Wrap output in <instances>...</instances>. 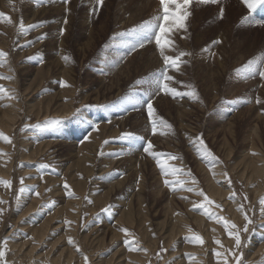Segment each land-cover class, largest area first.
I'll use <instances>...</instances> for the list:
<instances>
[{"label": "rangeland", "instance_id": "374dc122", "mask_svg": "<svg viewBox=\"0 0 264 264\" xmlns=\"http://www.w3.org/2000/svg\"><path fill=\"white\" fill-rule=\"evenodd\" d=\"M155 2L150 12L141 0H0V50L8 53L0 73L14 77L0 85L16 97L0 100V130L11 138L0 139V177L12 182L0 185L7 264H217L213 250L235 264L228 249L242 251L244 264H264V171L247 168L264 156V24L254 22L262 19L243 0L192 2L187 30L171 34L175 48L165 54H191L179 71L168 68L167 83L182 94L194 88L198 99L174 96L154 83L165 67L154 40L141 47L134 31L161 11ZM21 20L39 26L21 34ZM161 163L181 171L166 177ZM165 179L186 183L173 191ZM241 204L254 225L237 250L218 217L242 229ZM194 234L204 243L186 239Z\"/></svg>", "mask_w": 264, "mask_h": 264}, {"label": "snow or ice", "instance_id": "6c2138e0", "mask_svg": "<svg viewBox=\"0 0 264 264\" xmlns=\"http://www.w3.org/2000/svg\"><path fill=\"white\" fill-rule=\"evenodd\" d=\"M38 3L41 2H46V0H37ZM98 3L102 4L103 0H97ZM202 2H209V0H202ZM211 2L215 3L217 2V0H211ZM244 4L247 6V8L250 10V12H255L257 10V8H262L264 9V0H243ZM160 6H161V11L153 18L152 21H146L144 22L142 25H139L137 29H134V31H139L140 33V42H139V46L143 47V43L144 41H153L155 42L160 56L163 59L164 62V69H162L160 71V75L157 79H155L154 83L156 85L157 90L159 91H164L165 93H171L172 95H189L193 98H197L198 99V94L196 93L195 89L193 88L192 91L188 92V93H178L174 88H170L169 84L167 83L168 81H171L174 79L173 76L168 75V68H174L176 71H179L180 69V65L181 63H186V61L182 60V57L187 56V55H191L190 53L187 52H179L177 55L175 56H170V55H166L165 54V49H174L175 48V43L174 40L170 39V36L173 32L175 31H179V30H187V19L188 17L191 15V12L189 11L190 5L192 3V0H159ZM220 16L221 18L223 17V9H221L220 12ZM4 14L0 13V19H4ZM250 17H245V20H248ZM10 19V18H8ZM154 21V22H153ZM66 22V21H65ZM257 24H264V20H255L254 21ZM39 25H27L25 26V24L23 23V21L21 20L19 27L17 29V31L21 34H27L30 30H33L34 28L38 27ZM42 38V37H41ZM31 43V42H29ZM216 43H219V41H217ZM135 49V45L133 46V50ZM8 56V53L0 50V67L4 66L5 64V58ZM30 59H32L30 57ZM41 59V63L42 61V57ZM63 59L65 61L69 60L70 58L65 56L63 57ZM252 61H249V64L245 66V70L250 69L251 65H252ZM11 70V69H10ZM14 71V70H12ZM242 70H237L238 74H240ZM261 76H264V70H262L260 72ZM245 78H247V76H245ZM0 79H14V77L12 76H4L3 73H0ZM66 84V82H64ZM14 91V90H13ZM8 97L9 99H15L16 97L14 95H12V93L8 92L5 87L3 85H0V100L5 99V97ZM257 103H260L259 98H257ZM147 108H148V115L150 118L153 117V114L155 112V109L153 108L152 103L149 101L147 104ZM161 124H166V121H163V119L161 118L159 121ZM59 121L58 120H47L45 121V126L47 127H52L55 126L56 124H58ZM152 123V131L153 134H155L156 130H157V121L155 119L151 120ZM37 127H39V125H37ZM167 127L169 129H171V125H167ZM131 134L130 133H125L121 138L122 139H128L130 138ZM0 139L4 140L5 142L11 143V138L8 137L2 130H0ZM200 145V148L204 150V152L208 155V156H212V153L210 152V150H208L206 148V145L204 144L202 138H198L197 141ZM153 148V145L151 144V142H148L147 147L144 148V151L147 153L149 152L150 149ZM153 156H156V153H151ZM0 155H6L5 153L2 152V150H0ZM172 159H178V157H172ZM42 167H47V165H42ZM160 167L164 173V175L167 177L169 174H171L172 176H177V174L181 171V169L177 168V167H172L170 172L168 170V168L166 167L165 164L161 163ZM189 175H191L189 173ZM23 181L24 178L21 177L20 178V184L21 187L19 189L20 193H23L26 190V187L23 185ZM195 182V181H194ZM11 181L10 180H6L3 177H0V185H3L5 187H11ZM185 181L183 180H169V179H165L164 180V184L166 186H169L170 188H172L173 191L176 190V185L178 184L180 187H184L185 185ZM67 187V185H65ZM188 191H194L193 188L189 187L187 189ZM200 196L204 197V200L208 203V204H212L214 203V201L210 200L207 195L201 190L197 193ZM36 195L39 196L40 193L37 191ZM70 195H74V193H70ZM235 194L233 193V196ZM184 198V197H181ZM247 198V197H245ZM0 203H3V201H0ZM111 207V206H109ZM200 207H204L203 204L200 205ZM216 207H221L220 205H216ZM108 209H105V211H107ZM239 210L243 213L244 215V219L246 221V223L243 225V228L241 229L240 227H238L235 223L231 222L230 220L224 218V217H218V222H222L225 230L227 231V234L229 237L234 238L235 240V248L237 250H239L242 247V236H241V232L243 233H248L250 231V226L254 225V221L253 219L248 215V213L244 210V205H240ZM4 209H0V217H2V213H3ZM260 214L262 217H264V198H261L260 200ZM210 216H212L213 218H215V214L214 213H210ZM66 223H71L70 221H66ZM121 231L127 233L128 229L123 228L121 229ZM191 231V229H190ZM9 239V237H5L4 240L2 242H0V264H7V261L5 260V256H6V250H7V240ZM186 239L190 242L193 243H199V244H203L204 240L203 238L199 235V234H194L192 236L186 237ZM69 242L70 243H74V241L72 240L71 237H69ZM215 243L217 245H220L221 247H223V245L221 244V241L219 239L215 240ZM129 250H135L133 248H129ZM145 251H147L145 249ZM164 251H167L166 249ZM214 251V255L217 259V264H229V255L226 254L223 251L220 250H213ZM227 253H229L235 260V264H244L243 262V252H239V254H237L236 251H233L232 249H228ZM189 257H191L193 254H186ZM85 261L88 260V257L85 256L84 257ZM169 264H171V262H169Z\"/></svg>", "mask_w": 264, "mask_h": 264}, {"label": "bare ground", "instance_id": "6f19581e", "mask_svg": "<svg viewBox=\"0 0 264 264\" xmlns=\"http://www.w3.org/2000/svg\"><path fill=\"white\" fill-rule=\"evenodd\" d=\"M156 4V6L158 5V3H156L155 2V0H141V7L144 9V10H147V11H150L151 12V7L153 6V5H155ZM149 13V12H148ZM151 15V14H150ZM8 65H9V63H6V67H8ZM10 69V68H9ZM30 87V86H29ZM66 109V108H65ZM70 109V108H69ZM11 118H12V120H13V118H14V115H11ZM256 125V124H255ZM106 126V125H105ZM253 129H251V131H252ZM256 132V133H255ZM92 133V136H89L85 141H83V143H82V145L83 146H87V144H89L90 142H91V140L93 139V136L96 134V132H95V130L93 131V132H91ZM254 133L255 134H257L258 133V127L256 126L255 128H254ZM252 136V135H251ZM259 136V135H258ZM255 139V138H254ZM78 142V141H77ZM260 142V141H259ZM251 145V144H250ZM253 146V145H252ZM251 146V147H252ZM253 148H254V146H253ZM256 149H257V147H256ZM255 149V150H256ZM250 150V149H249ZM254 150V149H253ZM251 151V150H250ZM249 153V152H248ZM251 154H252V152H250ZM256 153V152H255ZM254 152H253V154H255ZM232 154V153H231ZM83 155H84V159H89L90 158V155H89V153H87V152H84L83 153ZM263 155L261 154L259 157L258 156H256V158L254 159V160H250L249 161V164L247 165V168H252L254 165V167H255V171H256V173L258 174V173H262L263 171H264V165H261L259 162H262L263 161V157H262ZM250 158H251V156H250ZM253 158H254V155H253ZM247 163V162H246ZM263 164V163H262ZM246 166V165H245ZM246 168V169H247ZM244 169H245V167H244ZM247 172V171H246ZM254 172V171H253ZM250 173V172H249ZM248 173V174H249ZM247 174V175H248ZM245 176V175H244ZM208 177V176H207ZM215 177L218 179V181L219 182H222V175L221 174H218V175H215ZM248 177V176H247ZM216 180V179H215ZM112 181V180H111ZM123 181V180H122ZM218 181H217V183H218ZM116 182V181H115ZM115 182H114V184H115ZM210 182V181H209ZM212 182V181H211ZM212 184V183H211ZM211 184L209 183V186L210 187H212V186H214L215 185V192L217 193V194H220V193H222V190H223V188H222V186L221 185H219V186H217L216 184H214V185H212L211 186ZM116 185V184H115ZM121 185H123V184H121V183H119L118 184V186H120V188H121ZM113 187V186H112ZM112 187H111V189H112ZM117 188V187H116ZM114 190H115V188H114ZM263 191V190H262ZM261 194V193H260ZM141 195V194H140ZM167 205V204H166ZM165 205V206H166ZM169 216V215H168ZM47 224H49L48 222H46L43 226H41L40 227V229H45L46 228V226H47ZM45 234V232H43V235ZM261 249L260 250H264V243L261 245ZM259 251V250H258Z\"/></svg>", "mask_w": 264, "mask_h": 264}]
</instances>
